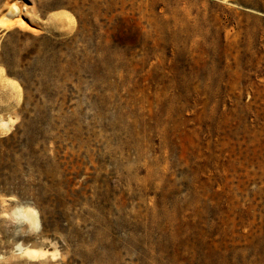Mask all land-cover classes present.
Listing matches in <instances>:
<instances>
[{
  "label": "rangeland",
  "instance_id": "obj_1",
  "mask_svg": "<svg viewBox=\"0 0 264 264\" xmlns=\"http://www.w3.org/2000/svg\"><path fill=\"white\" fill-rule=\"evenodd\" d=\"M0 120V264H264V0H0Z\"/></svg>",
  "mask_w": 264,
  "mask_h": 264
},
{
  "label": "bare ground",
  "instance_id": "obj_2",
  "mask_svg": "<svg viewBox=\"0 0 264 264\" xmlns=\"http://www.w3.org/2000/svg\"><path fill=\"white\" fill-rule=\"evenodd\" d=\"M17 8V7H16ZM24 8V7H23ZM7 127V122L3 121V120H0V128L4 129ZM23 218L27 221V222H30V217L25 214L23 215ZM24 253L26 254V256L29 258V259H34L36 257V255L39 253L38 250H34V249H25L24 250Z\"/></svg>",
  "mask_w": 264,
  "mask_h": 264
}]
</instances>
